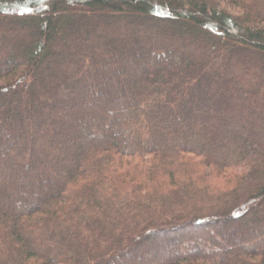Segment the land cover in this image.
I'll return each instance as SVG.
<instances>
[{
    "label": "trees",
    "instance_id": "1",
    "mask_svg": "<svg viewBox=\"0 0 264 264\" xmlns=\"http://www.w3.org/2000/svg\"><path fill=\"white\" fill-rule=\"evenodd\" d=\"M0 182V264H264V0H0Z\"/></svg>",
    "mask_w": 264,
    "mask_h": 264
},
{
    "label": "rangeland",
    "instance_id": "2",
    "mask_svg": "<svg viewBox=\"0 0 264 264\" xmlns=\"http://www.w3.org/2000/svg\"><path fill=\"white\" fill-rule=\"evenodd\" d=\"M125 41H123L122 42V44L123 45H127V47L128 46H131L132 47V43H130V42H128V43H125ZM117 57V56H116ZM115 57V58H116ZM180 57H181V55H180ZM178 66V65H177ZM178 69L179 68H176V70L178 71ZM222 75H223V73H222ZM204 95H202V97H200L203 101L204 100H206V101H214L215 99H229L230 97H229V95H227V93L226 92H224L221 88L220 89H213V90H209V91H206V92H204L203 93ZM184 99V101H187L188 100V98L187 97H184L183 98ZM15 104H17L16 102H14ZM196 113H198L197 115H201L199 112H196ZM12 117L13 118H17V114H16V112L15 113H13V115H12ZM209 120H211L212 122V125H214V126H216V127H219L217 130L219 131V133L220 134H225V133H227V132H229V128H227V126L225 125V126H223V125H220V123H219V121H217L216 120V113H214V112H212L211 114H210V116H209V118H208ZM27 137H29V139L28 138H26V139H28V140H31L30 138H32L31 137V135H29V136H27ZM21 149V148H20ZM12 156V158H14V156L13 155H11ZM36 159L38 160V161H43V156L42 155H38V156H36ZM71 165V164H70ZM69 165V167H71ZM17 168H18V166L17 165H15V167H14V170L16 171L17 170ZM53 178L54 179H57V175L56 174H54L53 175ZM16 182V181H15ZM29 182L30 183H32L33 185H32V188H30L29 189V191H31V192H33L34 191V183H35V181H32V180H29ZM3 187V185H2V183L0 182V200H1V198H4V199H6L7 198V192L2 188ZM54 189H53V184H52V186L50 185L49 187H48V189H45V190H39V193H40V195H46V194H51L50 192H52Z\"/></svg>",
    "mask_w": 264,
    "mask_h": 264
}]
</instances>
